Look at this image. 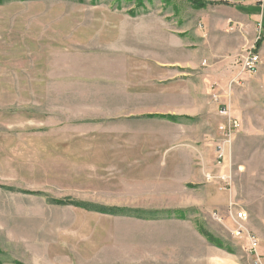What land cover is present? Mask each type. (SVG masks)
<instances>
[{
	"label": "rangeland",
	"instance_id": "1",
	"mask_svg": "<svg viewBox=\"0 0 264 264\" xmlns=\"http://www.w3.org/2000/svg\"><path fill=\"white\" fill-rule=\"evenodd\" d=\"M224 1L0 2V264H264V0Z\"/></svg>",
	"mask_w": 264,
	"mask_h": 264
},
{
	"label": "trees",
	"instance_id": "2",
	"mask_svg": "<svg viewBox=\"0 0 264 264\" xmlns=\"http://www.w3.org/2000/svg\"><path fill=\"white\" fill-rule=\"evenodd\" d=\"M1 1L2 0H0V2ZM109 1L112 2L114 5L117 4L118 6L120 5V2L127 3V2L132 1L135 4H137V7H142L144 0H109ZM146 1H148V0H146ZM162 1L165 2L168 0H162ZM181 1L187 3L194 10H205L208 7L218 6V5L232 6L231 4L227 3L226 1H217V2H213V1L206 2L203 0H181ZM262 41H263L262 39H258L255 42V47L259 48L261 46ZM152 116L167 119L170 121L179 119V117H175V116H163V115H152ZM70 202H72V201H70ZM76 206H79V207L84 208V209L89 210V211H94V212H98V213H102V214H106V215H110V216L132 215L135 217L149 218V217H154L157 214H159L158 212H150V213L146 214V213L140 212L138 210H127V209L116 208V207L105 208V207L87 204V203H77ZM167 214L182 218L185 215V212L184 211H176V212L167 213ZM142 216H144V217H142Z\"/></svg>",
	"mask_w": 264,
	"mask_h": 264
},
{
	"label": "built area",
	"instance_id": "3",
	"mask_svg": "<svg viewBox=\"0 0 264 264\" xmlns=\"http://www.w3.org/2000/svg\"><path fill=\"white\" fill-rule=\"evenodd\" d=\"M259 65H260V58H259V56L256 53H253V49H251L250 52L248 53L247 57L244 59L243 70L242 71L243 72H247L249 74H254V73H256ZM220 114L226 116L227 115V109L226 108H222ZM234 125H235V123H234ZM235 219L239 223L245 221L246 213L242 212V211H238L236 213V218ZM235 235L236 236H240V237H243L245 235V232H244V230H243L241 225H239L238 229L236 230ZM252 244H253V248L255 250L254 241H252Z\"/></svg>",
	"mask_w": 264,
	"mask_h": 264
},
{
	"label": "crops",
	"instance_id": "4",
	"mask_svg": "<svg viewBox=\"0 0 264 264\" xmlns=\"http://www.w3.org/2000/svg\"><path fill=\"white\" fill-rule=\"evenodd\" d=\"M203 1L209 2V1H213V0H203ZM218 1H224V0H218ZM213 2H217V1H213ZM247 2H249V1H247ZM259 2H261V1H258V3ZM231 7H233L235 9V12H236L235 16L236 17H234V18L237 20V22L239 24H242L245 22V20H248V18L245 14H241L240 11L237 10V6H235V7L231 6ZM251 26H252V29H254V25L251 24ZM263 46H264V43H263ZM263 49H264V47H262V52H263Z\"/></svg>",
	"mask_w": 264,
	"mask_h": 264
}]
</instances>
